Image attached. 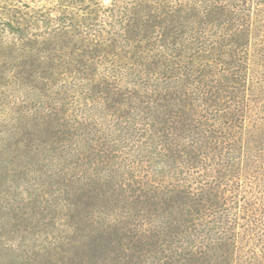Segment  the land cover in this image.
Listing matches in <instances>:
<instances>
[{"label": "trees", "instance_id": "16d2710c", "mask_svg": "<svg viewBox=\"0 0 264 264\" xmlns=\"http://www.w3.org/2000/svg\"><path fill=\"white\" fill-rule=\"evenodd\" d=\"M92 13L0 41L14 263L264 264V0Z\"/></svg>", "mask_w": 264, "mask_h": 264}, {"label": "rangeland", "instance_id": "374dc122", "mask_svg": "<svg viewBox=\"0 0 264 264\" xmlns=\"http://www.w3.org/2000/svg\"><path fill=\"white\" fill-rule=\"evenodd\" d=\"M111 2L112 0H0V41L4 39L13 40L16 37V34L8 30V23L16 24L20 16L25 18V20H21L22 24L26 23L30 16L35 17V19L38 18L37 25H30L28 32L47 37V30L58 24V18H61L62 12L81 14L92 11V15H94L97 4L107 7ZM7 183L9 184V182ZM21 186L27 185L22 182ZM16 192L18 195L25 193L23 188H18ZM26 234L27 230L23 235ZM15 236L16 233L13 237ZM0 261L2 264H20L19 262L14 263V253L6 248L5 240L1 236Z\"/></svg>", "mask_w": 264, "mask_h": 264}]
</instances>
